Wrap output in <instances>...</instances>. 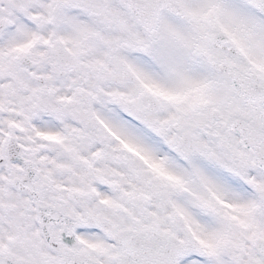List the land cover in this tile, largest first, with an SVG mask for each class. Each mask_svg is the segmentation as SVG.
<instances>
[{"label":"snow or ice","instance_id":"1","mask_svg":"<svg viewBox=\"0 0 264 264\" xmlns=\"http://www.w3.org/2000/svg\"><path fill=\"white\" fill-rule=\"evenodd\" d=\"M0 264H264V0H0Z\"/></svg>","mask_w":264,"mask_h":264}]
</instances>
